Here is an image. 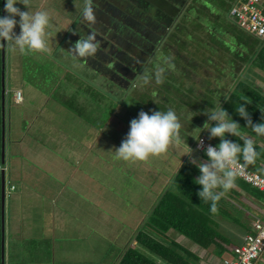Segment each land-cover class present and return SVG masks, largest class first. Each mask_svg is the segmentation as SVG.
Wrapping results in <instances>:
<instances>
[{"label": "crops", "instance_id": "1", "mask_svg": "<svg viewBox=\"0 0 264 264\" xmlns=\"http://www.w3.org/2000/svg\"><path fill=\"white\" fill-rule=\"evenodd\" d=\"M91 1L30 0L32 11L45 10L51 17L48 29L50 52H39L41 57L13 50L12 42H0V102L3 97L7 102L3 204L0 195L4 264H117L123 252L134 244L133 237L148 216L151 205L158 201L187 157L184 154L188 146L191 148V144L182 143L170 147L165 154L150 157L148 161L156 163L154 168L164 174L159 181L155 178L154 187H146L143 191L147 205L143 207L144 214L133 222L135 209L131 206H138L140 199H134L127 188H131V183L136 180L126 173V170L131 173V162L120 160L118 163L114 159V149L126 138L131 120L138 118L141 110L130 113L125 104L118 103L115 107L112 104L108 112L95 111L94 106L100 105V101L109 102L104 96L100 97L98 91L103 88L108 96L115 88L101 82L100 75L93 74L89 65L70 58L69 45H61L67 36L77 41L94 35L90 29L97 33L96 29H101L103 23L108 24L107 19L118 21L121 18L132 22L136 15L134 11L140 8L135 7L132 0H119L116 6L105 5L102 0L93 4ZM152 1L156 4L162 0ZM5 3L6 0H0V17L7 15ZM16 7L27 11L23 4ZM86 8H91L92 20L85 17ZM16 19L18 21L19 17ZM14 31L19 34V24ZM34 57L36 65L44 58L42 65L49 67L58 58V64L66 68L64 73L69 68L77 72L83 67L86 71L79 76L89 82L66 77L51 84L50 71L46 68L45 75L40 73L28 78L25 63L34 62ZM242 66L239 70L245 74L246 64ZM30 72L34 74L36 70ZM248 72L250 78L264 88V71L253 66ZM136 83L140 82L135 81L125 95L140 86ZM149 83L142 88L154 92L152 88L148 89ZM93 84H96V90L92 88ZM18 90L22 101L15 103L13 93ZM158 99L157 94L156 104L160 103ZM184 108L192 107L187 104ZM242 135L264 148V143L248 132ZM163 157L171 161L168 163ZM197 158L203 160L199 154ZM258 162L264 173V160ZM245 235L235 237L237 245H241ZM211 255L206 253L202 259L197 254L199 264H222L221 259ZM256 264H264V250Z\"/></svg>", "mask_w": 264, "mask_h": 264}, {"label": "trees", "instance_id": "2", "mask_svg": "<svg viewBox=\"0 0 264 264\" xmlns=\"http://www.w3.org/2000/svg\"><path fill=\"white\" fill-rule=\"evenodd\" d=\"M235 5L236 2L234 1V3L228 8L229 13L227 18L229 21V28L226 30V32H224L225 29H223L222 33L225 34V40L220 41L228 44L229 40H231L230 43H232V40L235 39L237 41L236 48L241 45L243 47L241 50L237 49L235 52L237 60L236 63H233V68L236 70V73H233L232 76L227 72H222L220 74V76L228 78V84L230 85V87L227 88L228 93L223 91V81H220L221 79L218 80L219 76L213 77V80L216 79L215 83L217 84L216 89H212V92L214 91V96H216L217 100L215 101L217 105L220 103L221 107L227 110L232 119L239 123L241 126V133L248 132L252 137L259 139L260 142L262 141L261 143H264V136L257 135L252 131L251 127H247L246 121L235 111V109L238 108L241 103H243V100L241 99L242 97L250 98L252 103L246 105V108L253 123H264V119H262V117H264V95L254 87H250L247 84H242V82H239V76L241 77V71L239 69L243 67V63L247 64L246 62L248 59L251 62H254L252 67H258L260 70L264 71V37L260 38L250 34L240 26L238 20L234 19L230 15V11ZM217 18H220V15H213L209 17L210 20ZM223 27L224 26L220 28ZM220 28L218 29L217 27H209L206 30H200L197 32L199 33L197 40H199L200 43L198 52H201L199 55L200 58H198L202 63L209 61L208 55L210 54L208 52L209 46H202L203 41H201V36L208 37L215 34L218 35L220 34ZM181 43L186 45V49L192 48L191 42ZM213 45L216 48V50L214 49V55L219 56L220 53L217 49H220V47L216 46V44ZM223 48H227V46ZM226 50L229 51V48ZM246 52L249 54L248 59L244 57L246 55L244 53ZM171 55H174L177 58L180 56V59H184V62L187 60L186 56L177 53L175 50L173 51V54H170V56ZM215 56L210 57L212 66H216L217 64ZM241 57L244 58L241 59ZM170 60L172 61V58H170ZM230 60L232 59H229V61ZM194 65L195 67L197 66L196 63ZM175 66L176 72L184 71L183 69L181 70V68H179L177 65ZM197 69L198 71L203 70V68L199 65ZM191 70L192 69L186 71L192 74ZM198 73L199 72L196 74ZM201 77H203L202 72ZM176 81L177 85L180 83V89H184V93L190 92L192 86L196 85L192 81L189 82L191 86H184L183 83L188 81L187 78L175 80V86ZM166 83L171 84L173 83V80L170 78L163 79V83H161L159 86L157 85L154 92L149 91V93H156L158 91L157 88L159 89ZM186 88H189V90H185ZM193 89L194 88H192V90ZM209 89L210 88L207 90ZM185 97L188 96L185 95ZM225 97L228 98L226 99ZM159 101V104H161V100ZM215 101L207 105L202 104V106L199 103H195L194 101L193 106H190L193 108L199 107L200 110V117L199 121L197 122V126L199 127L198 129L200 130L198 138L202 136L207 141L217 146L220 143L219 138L209 139V134L204 135L205 130L202 131L203 124L207 121V116H205L203 112L206 109L215 106ZM183 102L184 100L181 101V103ZM162 106V109L168 108V104L164 103ZM180 111H183V109H180ZM179 121L182 125L180 129V137L183 141H185L183 144H191V149H193L195 142L193 143V140L190 138V129H192V127H188L190 122L189 119L185 118V113L181 116V120L179 119ZM226 138L232 140L235 143H239L241 145L243 144V139L239 137L226 134ZM254 145L258 154L254 162L244 164L242 158L241 162L252 171L258 172L260 169H262L260 168L261 166H259L260 161L258 162V160H264V148L257 142L254 143ZM199 156L203 160H207V157L204 155L199 154ZM186 158L183 160L180 168L172 177L169 184H167L165 187L163 194L160 196L158 201H156L155 205L149 212L147 216L148 221L146 217L142 226L137 230L133 237L134 244L123 252L117 264H199L200 259L197 257L198 253H196L195 250L191 249L190 247H196L198 251L204 250L206 252H210L218 259L223 255V258H221L222 261L230 260L234 256L231 250L239 245L236 243V246L231 247L229 246V240H236L235 237L242 233H246V235L251 233L252 223L256 219H260L263 216L264 193L252 188L238 177L236 179V186L228 191L218 202V211L216 213H212L210 211V202L206 203L202 201L197 195V193L202 190L201 186L194 182L195 178L200 175L199 169L195 165L191 164ZM233 201H236V203ZM222 222L228 226L236 228L237 234L235 233V237H233L234 230L231 231L228 228L224 229L228 230L226 235L224 234L220 227ZM171 232L176 233L179 237H183L189 243H181L173 240L168 235ZM2 246H4V226L2 227L1 224L0 264H4V260L2 259Z\"/></svg>", "mask_w": 264, "mask_h": 264}, {"label": "clouds", "instance_id": "3", "mask_svg": "<svg viewBox=\"0 0 264 264\" xmlns=\"http://www.w3.org/2000/svg\"><path fill=\"white\" fill-rule=\"evenodd\" d=\"M17 4H23L27 11L16 7ZM4 11L7 15L0 17V42H12L13 50L18 49L24 55L32 52H50L48 29L51 17L48 11H32L30 0H6ZM84 14L89 20L94 18L91 8H86ZM16 17H19L18 21ZM17 24L20 28L19 34L14 31ZM94 40L93 34H89L86 39L77 40L73 45V53L81 58L93 55L97 51ZM165 63L169 68H175V65L171 64L170 58H166ZM165 71L164 67H157L155 79L158 84L163 83ZM151 78V74L148 72L142 75L144 84H148ZM241 99L243 103L235 109L236 113L246 121L247 127H251L253 132L264 136V123L254 124L247 111L246 105L252 103L251 99L244 97ZM203 114L207 116V121L203 124L202 131L207 130L209 139L219 138L220 143L217 146L211 144L207 146L205 149L206 161L193 155V151L201 154L194 149L195 143L193 149L188 146V151L184 155L189 156V162L195 165L200 172V175L194 180L202 188L197 195L202 201L210 202V211L216 213L218 202L236 186V179L243 166L241 158L244 164H248L254 162L258 154L254 141L242 135L239 123L232 119L220 103L206 109ZM181 127L176 112L171 108L167 111L153 110L151 114L141 110L138 118L131 120L126 138L118 148L114 149L116 158L125 162H147L150 157L165 154L170 147L185 143L180 137ZM226 134L243 139V144L227 139ZM197 140L198 148H203V141L199 138ZM2 170L5 173V165L0 167V171Z\"/></svg>", "mask_w": 264, "mask_h": 264}, {"label": "rangeland", "instance_id": "4", "mask_svg": "<svg viewBox=\"0 0 264 264\" xmlns=\"http://www.w3.org/2000/svg\"><path fill=\"white\" fill-rule=\"evenodd\" d=\"M202 2L204 3V6L208 9H210L211 13L215 14V15H220V18L217 19H213L210 20L209 19V15L208 12L204 13V8L201 7L199 5V7L201 9H199V13L201 17L199 18V20H194L190 18H186L183 20H187L186 22L183 23L182 25V29L178 32V34L176 35V39L175 41H171L168 44H173L174 50L179 53L182 54L184 56H186V62H183L182 59H177V57L172 58V64L177 65L179 68H181V70H189L192 69V74H190L189 72H187L189 77H186L188 81L184 82L183 85L184 86H191V84L189 83L191 80L193 81V83H195L196 85H193L192 88H194L192 90L191 88V93L190 92H183L184 89H180L181 85H179L180 83H178L177 85V81H176V86L175 84H168L166 83L164 86H161L159 89L157 88V93L159 95L158 100H161V104H156L154 102L155 98H156V94H152L149 93L147 91V89H144L142 87H145L146 84H144L143 79L138 80V82L140 83H136V86H140L137 89H132L131 93H127V95H125V91L121 90L118 91L115 89V91L112 89V95L108 94L104 91L103 88L100 89V91H98L99 96L104 98H107L109 100V102H103L100 101V105H95L94 106V110H98L101 113H103L104 111L108 112L110 110V107L113 106L115 107V105L117 106L118 103L123 105L125 104L126 107L128 108V112L130 113H134V112H138L139 110H146L148 109V113L151 114V112L153 110L156 111H167L169 108L173 109L177 116L179 117V119L181 120V116L184 114V106L189 104L193 106V102L195 101V103H199L201 106L202 104H209V103H213L216 99V96H214V91L212 92V89H216V84L215 80H213V77L219 76L218 80L221 79L220 81H223L222 83V87H223V91H225V93H228V90H226L228 87H230V85L228 84V78L220 76V74L222 72H227L229 75L232 76L233 73H236V70L233 68V63H236V56H235V52L237 49L241 50L242 49V45L239 46L238 48H236L237 46V41L235 39L232 40V43H230L231 40H229V43H225V42H221L220 40H225V34L222 33L223 29H225L224 32H226V30H228L229 28V21H228V13H229V7L230 5H232L234 2V0H202ZM209 2V3H207ZM221 11V13H220ZM196 12L194 13L195 16ZM206 16V17H205ZM224 26L223 28H220ZM214 28L217 27L218 29L220 28L219 32L220 34H215L212 36H205L202 37L201 36V41H203V45H208L209 46V61L206 63H202L199 58H200V54L201 52L199 50L200 48V43L198 39L199 36V32L200 30H203L205 28ZM203 34V33H202ZM201 34V35H202ZM68 37V36H67ZM169 42V41H168ZM181 42H191L192 44V48L186 49V45L182 44ZM243 43V42H242ZM213 44H216V46H219L220 49H217L220 53L219 56H215L214 55V49L216 50V48L214 47ZM65 42L62 43L61 46H64ZM230 45V47H229ZM227 46V48H229V51L226 50L227 48H223ZM194 50V51H193ZM195 52V53H194ZM35 54V56L41 57L42 55L39 52H32ZM246 54L244 57H246L248 59V53H244ZM164 55H166L167 57L169 56V53L164 52ZM242 55V54H241ZM215 56V60L217 62L213 63L216 64V66H212V61L210 62L211 58L210 57H214ZM199 57V58H198ZM244 57H241V59H243ZM229 59H232L229 61ZM41 60V59H40ZM39 60V61H40ZM62 60V59H60ZM214 60V61H215ZM240 60V59H239ZM0 61H2V56H0ZM35 57H34V62L30 63V61H26V65L24 67L25 69V75H27V77H31V75H40L43 74L45 75V68L48 69V71H50V75H48V77L50 76V83L51 84H57L60 80L62 81L64 78L66 77H71L73 78H79L82 83H86L88 84V82H86V80L83 78V76H79L80 74H83L86 70H84L83 67H80L81 69H78L77 72L75 71H70L72 70L71 68L68 69V71H66L65 73L63 72L64 70H66L65 66L63 64H58V58H56V60H54L53 63L51 64V67L46 65H42V63L44 62V58L42 59V63H40L39 65L35 64ZM65 62H67V59H65ZM28 63V64H27ZM68 63V62H67ZM197 64V66L195 67L194 64ZM232 63V64H231ZM247 66L245 67V74L248 72V69L251 70L250 66L252 67L253 65V61L251 62L249 59L246 62ZM167 63H165V59L162 58L161 61H159L158 63H154L151 62L149 63V65L146 67H144L145 72L151 71V72H156L157 67H164L166 69V71L163 73V79L165 78H170L171 80H173V83L175 82L173 77H168V74H174L176 72V69H171L168 66H166ZM221 64V65H220ZM201 66L203 68L202 71H198L197 67ZM255 65V64H254ZM2 67V66H1ZM176 68V66H175ZM147 69H150L149 71ZM36 72L34 74H30V71H35ZM168 70V71H167ZM204 71V72H203ZM197 72H199L198 74H196ZM201 72L203 73V77H201ZM208 72V74H207ZM143 73V74H144ZM241 77L239 76V82H242V84H247L250 87H254L255 89H257L258 91H260L263 95H264V88H262L257 81H254L252 78H250L249 76V72L248 74H243L241 72ZM166 75V76H165ZM152 77V76H151ZM155 77V75L153 76ZM151 78V81L154 78ZM65 80V79H64ZM217 80V81H218ZM238 80V79H237ZM263 80V78H262ZM137 81V80H136ZM219 81V82H220ZM254 81V82H253ZM238 82V83H239ZM236 84V83H235ZM94 87L92 88H96V84H93ZM165 87V88H164ZM210 88L209 90H207L208 88ZM152 88V90H154L153 88H156V86L153 83H149V90ZM207 88V89H206ZM220 88V87H218ZM163 89V90H162ZM189 90V88H186L185 90ZM96 90V89H95ZM218 90V89H217ZM95 92V91H94ZM0 93H1V89H0ZM187 93V94H186ZM95 94H97V92H95ZM122 95H125V97H123ZM185 95H187L188 97H185ZM216 95V94H215ZM87 96V95H86ZM123 97V98H122ZM183 103H181V101H183ZM194 100V101H193ZM197 101V102H196ZM117 102V103H116ZM168 104V108L167 109H162L163 106L162 104ZM95 104V103H94ZM109 104V105H107ZM217 105L216 101H215V106ZM104 109V110H103ZM180 109H183V111H180ZM180 112V113H179ZM188 112V113H187ZM139 115V114H138ZM100 116V115H99ZM199 117H200V110L199 107L196 108H190V109H185V118L189 119L190 125H188V127H192V129H190V138L191 140H193V143L196 141V139L199 136L200 130L198 129L199 127L197 126V122L199 121ZM205 133V132H204ZM209 134L208 131L207 133H205L204 135ZM125 137V136H124ZM123 139V138H120ZM172 148H174V146H172ZM174 158V156H172ZM195 157L197 158V155H195ZM161 158V157H159ZM171 158V156H170ZM114 159L118 162L121 163L120 160L116 158V156H114ZM189 160V156H187V158ZM164 161H168V163L171 161V159H169L168 157H163ZM123 161V160H121ZM156 163H150L148 162H131L130 165V171L131 173L126 170V173L130 175L132 180H136L134 182L131 183V188H127L128 192L133 193L134 195V199L137 197L140 200V203L138 206H134L132 205V209H135V214L133 216V222H137L138 217H140L141 215L144 214V209L143 207L145 205H147V201L144 198V194L143 191H146V187L150 188L151 186L154 185V180L155 178L159 181L162 179V176L164 173H162L159 168L155 169L154 165ZM262 170L260 169V171H258V173L260 172L261 174H264L263 172H261ZM259 173V174H260ZM260 174V175H261ZM264 176V175H262ZM154 187V186H153ZM148 191V190H147ZM127 193V192H126ZM236 203V201H233ZM150 203V202H149ZM138 204V203H135ZM155 205V203H154ZM153 204L151 205V209L154 206ZM151 209L148 211V213L151 211ZM147 221H148V217H147ZM222 225L220 226L221 229L223 230L224 234L226 235V232L228 230H224L226 228H228L229 230L233 231L234 230V235L233 237H235V233L237 234L236 228L228 226L227 224H224V222L221 223ZM134 226V225H133ZM173 240L177 241V242H187L183 237H179L176 233H169L168 234ZM230 239V238H229ZM229 246L233 247L236 246V241L235 240H229ZM190 247V245H189ZM191 249L195 250L196 253L199 254V257H202V259L204 258L205 254H212L210 252H206L204 250H200L198 251L196 247H190ZM213 255V254H212ZM211 255V256H212ZM223 258V255L220 256L219 259ZM209 260L206 259L204 260L205 263H207V261Z\"/></svg>", "mask_w": 264, "mask_h": 264}, {"label": "flooded vegetation", "instance_id": "5", "mask_svg": "<svg viewBox=\"0 0 264 264\" xmlns=\"http://www.w3.org/2000/svg\"><path fill=\"white\" fill-rule=\"evenodd\" d=\"M167 1L165 0L161 1L156 5L158 6L160 5L166 9L173 4L178 8L171 7L172 8V10L170 11L171 16L166 18L160 17L159 10H157V8L153 6L154 4L152 5L151 3L144 2L141 5H138L140 10L134 11L136 15L139 16L132 18V22H127L121 18L119 19L118 16H114V18L116 17L118 18V19L116 18L118 21H115V19L113 21L112 19H107L108 25L111 28L110 32L114 30V33H111L110 37H112L123 48V52H127V54L129 55L128 57H125L123 55V52L120 51L122 53L121 56L123 57V58L120 57L121 60L127 66H130L133 69V71H127L125 70V68H122L119 65H116L115 69L117 71H122V73L128 79L132 80V82H130L131 83L130 85H132L136 80L141 81L142 75L145 71L144 67L146 65L148 66L149 63L151 62L158 63L159 61L162 60V58L163 59L171 58V57L173 58L174 55L170 56V54H173L174 47L173 44L171 45L168 43H170L172 40L175 41L176 35L182 29L183 23L187 21L183 19L190 18V20L191 19L199 20V18L201 17L200 14L198 15L199 9H201L199 5L204 8L203 9L204 13L208 12L209 16L215 15L211 13L210 9L204 6L205 2H202V0H167ZM195 12L196 14L194 16ZM152 15L154 16V18L152 17ZM140 19L142 20L141 22H139ZM206 29L208 28H205L203 30ZM116 33H121L123 36H126V40L128 41L122 40L120 37L117 36ZM131 42L134 45L131 44ZM164 52L169 53V57L164 55ZM115 53L118 54L117 51ZM130 56H134L135 61ZM180 58L181 57L178 56L177 59ZM86 61H87L86 65H89L91 69L94 68L95 70H98L99 74L103 75V77L100 76L98 77L99 79H101V82L103 81L105 83H109L110 85L113 86V88L117 89L116 85H113L111 82H108L110 81V79L111 80L113 79L117 82V84H120L121 88L124 87L126 89L130 88L128 87L125 81L120 80L111 71H109L110 72L109 73L108 71L103 70L105 69L104 61L100 60V63L98 62L92 63L90 62V59H86ZM182 61L184 62V59H182ZM170 62L172 61L170 60ZM166 66H168V64H166ZM147 70L149 71L150 69ZM149 73L151 74L152 77L155 75V72L149 71ZM105 75L108 77H106ZM167 75L168 77H173L174 80H179L180 78L186 79V77H189L186 70L181 72H175L174 74L167 73ZM153 78L154 79L150 81L151 82L155 81L154 85L159 86L161 83L158 84L156 82L155 77ZM190 82H192V80ZM153 89L155 90V88ZM154 94H156L157 96L158 93L156 92Z\"/></svg>", "mask_w": 264, "mask_h": 264}, {"label": "built area", "instance_id": "6", "mask_svg": "<svg viewBox=\"0 0 264 264\" xmlns=\"http://www.w3.org/2000/svg\"><path fill=\"white\" fill-rule=\"evenodd\" d=\"M230 15L238 20L240 26L250 34L264 37V0H237L236 5L231 9ZM13 98L16 103L22 101L21 91H14ZM203 141V148H198V140L195 142L194 149L206 156L205 149L209 144L204 137H199ZM207 157V156H206ZM240 169L238 178L264 193V177L258 172L252 171L246 165ZM14 189L11 187V190ZM252 232L245 235L241 245L233 248V258L223 260L222 264H256L259 255L264 250V213L260 219L252 223Z\"/></svg>", "mask_w": 264, "mask_h": 264}, {"label": "water", "instance_id": "7", "mask_svg": "<svg viewBox=\"0 0 264 264\" xmlns=\"http://www.w3.org/2000/svg\"><path fill=\"white\" fill-rule=\"evenodd\" d=\"M103 3L109 5V6H116L117 5V2L119 0H102ZM133 1V5L136 7L138 5H141L142 3L144 2H147V3H151L153 6H155L157 8V10H159V13H160V17L162 18H166V17H169L171 16V7L173 8H178L174 5H171L169 6L168 8H163L162 6H158L156 5L152 0H132ZM164 1V0H162ZM167 1V0H165ZM95 1L92 0L90 3L93 4ZM168 2V1H167ZM129 3V2H128ZM139 7V6H138ZM142 10V9H141ZM152 10V9H151ZM138 11V10H137ZM159 16V15H157ZM134 17H137L136 15H134L132 18ZM152 17L154 18V16L152 15ZM112 21L114 20L113 18H111ZM138 21V19H137ZM142 20L140 19L139 22H141ZM97 33L95 32L94 29H90V32L94 33V36H95V40H94V43L96 44V47H97V51L91 55V56H88L86 58H81L77 55H75L73 53V45L76 41L74 40H71L72 38L70 36L67 37L65 43L67 45H69V49H68V54L70 56V58H74L75 60H81L83 62V64H86L87 61L86 59H90V62L92 63H100V60L101 61H104V66H105V69L103 70H106V71H111L113 74H115L120 80L122 81H125L128 85V87H130L132 80L131 79H128L123 73L122 71H117L115 69V66L116 65H119L120 67L122 68H125V70L127 71H133V69L130 67V66H127L125 63H123V61L121 60L120 57L121 56V52H123V48L112 38L110 37V34L111 33H114V30L112 32L111 31V28L108 24L106 23H103V27L101 29H96ZM118 37H120L122 40H126V36H123L121 33H116ZM138 35V34H137ZM87 37H84V38H81V39H86ZM128 41V40H126ZM130 43V42H129ZM103 44V45H102ZM131 44H133L131 42ZM134 45V44H133ZM72 48V49H71ZM118 52L119 54V57H118V54H116L115 52ZM123 55L125 57H128L129 55L127 54V52H123ZM134 61H135V58L134 56H130ZM123 58V57H122ZM114 67V68H113ZM93 71H94V74H98L100 75V77H103V75L99 74L98 70H95L94 68H92ZM110 73V72H109ZM106 76V75H105ZM104 76V77H105ZM108 77V76H106ZM100 81V80H99ZM113 85H116L117 86V92L118 91H128L129 88H121L120 84H117V82L115 80H111L110 81ZM2 91L5 92L4 90V86H3V83H2ZM3 94V93H2ZM7 102L4 100V97L2 98L1 102H0V164L3 165V161H4V157H5V151H4V136H5V124H6V113H7ZM0 184H1V204H3V196H4V186H5V178H4V171H0ZM1 216H3L1 214ZM1 224H3V218L1 217ZM2 259L4 260V246H2ZM3 264V263H2Z\"/></svg>", "mask_w": 264, "mask_h": 264}]
</instances>
